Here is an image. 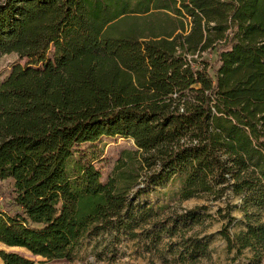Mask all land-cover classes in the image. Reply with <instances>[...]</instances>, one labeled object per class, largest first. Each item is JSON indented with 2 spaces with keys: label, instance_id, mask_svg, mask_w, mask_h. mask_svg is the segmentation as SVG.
Returning a JSON list of instances; mask_svg holds the SVG:
<instances>
[{
  "label": "trees",
  "instance_id": "trees-1",
  "mask_svg": "<svg viewBox=\"0 0 264 264\" xmlns=\"http://www.w3.org/2000/svg\"><path fill=\"white\" fill-rule=\"evenodd\" d=\"M0 53L27 60L0 83V243L70 261L87 239L138 238L136 200L183 177L184 200L239 199L219 234L262 263L264 0H0ZM116 137L137 150L103 181L95 147ZM178 245L183 261L208 255L194 235Z\"/></svg>",
  "mask_w": 264,
  "mask_h": 264
},
{
  "label": "rangeland",
  "instance_id": "rangeland-1",
  "mask_svg": "<svg viewBox=\"0 0 264 264\" xmlns=\"http://www.w3.org/2000/svg\"><path fill=\"white\" fill-rule=\"evenodd\" d=\"M203 58L207 59L208 56L203 54ZM210 58L211 65L214 68L218 67L216 55H210ZM17 63L25 66L27 60H21L14 53H0V83L9 76ZM96 146L95 149L102 151L103 154V160L96 163L102 172L103 181H106L114 171L124 151L137 150L133 140L119 137L103 138ZM85 147L94 148L90 145ZM184 181L183 177H177L165 186L136 200L134 204L136 211L146 213L139 230H136L142 234L138 238L133 237L130 231L123 235L113 231L87 239L74 259L70 261H48L41 257H33L26 249H9L1 243L0 251L17 252L36 261L37 264H247L249 254L245 253L235 258V253L228 251L226 240L219 234L228 223V219L222 217L228 215L229 207L227 206L239 203V199L234 198L228 202L227 200L213 202L207 198L184 200L181 197ZM9 185V183L4 184L5 188ZM203 205H206L208 209L203 212L206 216H203L199 222L190 227L189 224L181 226L178 230L173 228L174 230L171 231L179 215ZM231 215L236 220L229 226V230L232 234H237L242 229L240 223H237L241 220L242 214L234 209ZM164 227L169 229V232H161ZM144 230L149 232L143 234ZM192 235L209 243L208 255L197 262L189 261V258L183 261L177 253L180 249L178 243L183 236L187 239ZM0 264H3L1 259ZM261 264H264V260Z\"/></svg>",
  "mask_w": 264,
  "mask_h": 264
},
{
  "label": "water",
  "instance_id": "water-1",
  "mask_svg": "<svg viewBox=\"0 0 264 264\" xmlns=\"http://www.w3.org/2000/svg\"><path fill=\"white\" fill-rule=\"evenodd\" d=\"M2 244V243H1ZM2 245H4L5 247H7V248H9V249H20V248H17V247H10V246H7V245H5V244H2ZM29 252V251H28ZM30 253V252H29ZM31 254V253H30ZM32 255V254H31Z\"/></svg>",
  "mask_w": 264,
  "mask_h": 264
}]
</instances>
